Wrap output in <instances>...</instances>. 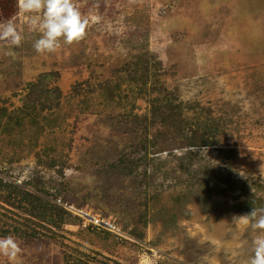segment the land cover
I'll return each mask as SVG.
<instances>
[{
    "label": "rangeland",
    "instance_id": "374dc122",
    "mask_svg": "<svg viewBox=\"0 0 264 264\" xmlns=\"http://www.w3.org/2000/svg\"><path fill=\"white\" fill-rule=\"evenodd\" d=\"M76 4L88 34L54 54L35 51L39 33L18 4L0 21L14 20L24 36L19 47L0 42V180L44 210L60 201L108 225L102 233L71 214L41 220L31 212L39 201L15 202L6 190L0 238L16 240L20 264H246L254 231L233 219L264 208V0ZM138 63L146 85L129 78ZM41 82L36 101L30 86ZM117 84L110 99L105 89ZM165 96L181 106L183 135L216 129L217 146L193 151L155 116L152 104ZM157 132L172 141L163 155L150 144ZM190 151L195 163L180 168ZM122 198L132 215L116 207ZM0 264L10 261L0 255Z\"/></svg>",
    "mask_w": 264,
    "mask_h": 264
},
{
    "label": "clouds",
    "instance_id": "9594fccd",
    "mask_svg": "<svg viewBox=\"0 0 264 264\" xmlns=\"http://www.w3.org/2000/svg\"><path fill=\"white\" fill-rule=\"evenodd\" d=\"M18 5L25 14V22L29 30L39 33V38L35 40L33 47L41 55L54 54L64 45L80 43L86 38L91 27L90 18L81 13L76 0H18ZM23 40L22 29L18 28L14 20L0 24V42L12 48L21 46ZM261 171L264 172V165L261 166ZM79 210L90 213L85 209ZM90 214L93 217L91 221L72 216L82 219L83 225L94 224L100 228L108 225L106 221ZM233 221L250 224L254 231L251 242L253 254L246 264H264V208L252 209L249 214L234 217ZM256 230H259L258 233ZM21 251L13 237L0 238V255L6 256L10 264H20Z\"/></svg>",
    "mask_w": 264,
    "mask_h": 264
},
{
    "label": "trees",
    "instance_id": "16d2710c",
    "mask_svg": "<svg viewBox=\"0 0 264 264\" xmlns=\"http://www.w3.org/2000/svg\"><path fill=\"white\" fill-rule=\"evenodd\" d=\"M17 4H18L17 0H1L0 1V21L4 20L5 18L11 17L12 16L11 14L10 15L7 14V9L12 8L15 10V6ZM141 64L142 63H138L135 66L137 70H133L128 75H129V78L131 81L142 82L144 85H146L148 82V79H149L148 68H147V66L143 67V65H141ZM138 65H140V66L137 67ZM43 86L44 85L42 82L39 84L30 86V89H31L30 96L35 97L37 95L39 97L36 101H39L42 99L40 97V93H41ZM120 88H121V84H117V86H108L105 90L108 93V97L110 99H114L115 95H117L116 91L121 90ZM31 99H33V98H31ZM155 101L156 102H153V104H152L153 114L155 116L161 115L163 122L169 121L171 123H174L175 128H176V133L180 134L179 139L184 140L185 142H188L187 144H189L190 148H193V151H194V149L202 151L204 149H208L211 146H217V143L215 141V138H216L215 130L216 129L210 130V131L205 132V133H201L198 130H194L193 131L194 135L189 138L187 135H183V133H182L184 120H183V114L181 112V106L176 105V104L173 105V104L167 102L166 96L164 97V99H162L163 104L159 103L160 99H156ZM163 135H164L163 133L157 132L156 135H154V138H152V140L150 141V144H152L156 148L157 152H155V154L163 155L166 152V150L168 149V145L172 142L170 139L167 138L166 135H164L166 139H163V137H162ZM179 139L173 140V141H178ZM178 148L181 149L182 147L179 146ZM142 150L143 151L148 150L146 143L142 146ZM193 151H190V153L187 154L188 159L190 161H188L184 165H181L180 168L182 167L183 169L189 170L190 166H191V162L195 163L197 158H196V154L194 155ZM126 156H128V155H126ZM130 156H132V155H130ZM146 157H148V153H147V155H145V158ZM202 162L205 163L206 161H202ZM146 165H148V164H146ZM150 165H152V164H150ZM100 167H102V166L100 165ZM110 167H112V166H108V168H106V167L105 168L109 169ZM210 168L211 167L208 165L202 166V168H201L202 176H204V177H202V179H200V181L205 185V187L208 185L207 177L209 176V173H211V171H213V170H210ZM214 171H216V170H214ZM105 174H106L107 180L109 181V179L113 175L112 171L107 170L105 172ZM149 187H150V185H148V184L145 185L144 191L142 192L145 194V201L147 200L145 202L146 205L148 203L150 204V202H152V199H153V197H151L149 195ZM6 190L9 192L8 199L14 200L15 202H23V201L25 202L29 199H32L33 201H39V203L34 206V208L31 212H32V214H35L36 217L40 218L41 220L42 219L45 220L47 217L50 216L51 220L55 223V221L52 219L53 213H57V215H60L61 220L65 216L68 217V213L64 209L57 206V201H54V204L49 202L50 207L47 210H44L43 207L41 206V202H40L39 197L34 196L32 193L24 190L21 187H18L14 184H11L10 182H3L2 180H0V194ZM211 190H213V189H211ZM107 197H110V196L105 194L103 191L102 198L105 199ZM113 201L116 202L115 203L116 207L119 208L120 206H123L124 211L130 212V215H132L131 205L133 204V201H131L130 198L129 199H127V198L123 199L122 198V199H118V200L114 199ZM260 201H257V203H259ZM139 204H140V202H139ZM254 204H255L254 202H251V203L245 202L244 207L251 208ZM58 212H60V213H58ZM94 216L96 218H99V219H104V217L99 216V215L98 216L94 215ZM78 221H80L82 224H84V221L82 219L78 218ZM86 226H87L88 230L98 229V230H101L102 233L104 232L103 229H101L100 227H98L94 224H88ZM133 228H134V225H133Z\"/></svg>",
    "mask_w": 264,
    "mask_h": 264
},
{
    "label": "built area",
    "instance_id": "2783aa9c",
    "mask_svg": "<svg viewBox=\"0 0 264 264\" xmlns=\"http://www.w3.org/2000/svg\"><path fill=\"white\" fill-rule=\"evenodd\" d=\"M60 207H63L69 214L75 216L73 213L78 214L79 217H82L86 221H91L93 219L92 215L90 213H87L83 210L76 209L74 208L70 209V206H68L65 203H61L60 201L57 203Z\"/></svg>",
    "mask_w": 264,
    "mask_h": 264
}]
</instances>
